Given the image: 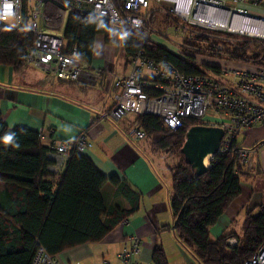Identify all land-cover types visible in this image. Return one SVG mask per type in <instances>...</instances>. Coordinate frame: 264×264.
<instances>
[{
    "label": "trees",
    "instance_id": "trees-1",
    "mask_svg": "<svg viewBox=\"0 0 264 264\" xmlns=\"http://www.w3.org/2000/svg\"><path fill=\"white\" fill-rule=\"evenodd\" d=\"M29 12L28 0H23L21 25L0 23V63L14 68L24 64L26 48L33 39L27 28ZM111 26L88 10L70 7L63 50L69 51L76 44L78 55L91 63L96 36L102 34L106 42L114 40ZM245 38L248 39L234 44L224 42L229 58L252 61L262 56L259 40ZM137 39L136 32L122 29L123 51L139 46ZM147 49L154 58L171 61L188 74L218 68L205 60L198 61L200 53L194 49H185L184 55L164 45H149ZM134 120L150 140L151 152L176 153L179 157L167 164L172 227L177 239L200 264H244L264 237V195L260 203L244 208L239 228L235 226L238 210L229 227L216 238L210 232V227L244 193L239 144L234 142L227 153L213 155L207 170L196 174L180 148L187 128L199 123V119L186 118L175 129L166 127L161 117L151 113L135 115ZM9 136L11 142H7ZM68 143L69 157L63 171L53 172L48 168L52 162L47 156L50 148L40 142V133L21 126L8 128L0 112V264H32L39 246L58 254L76 245L99 241L138 209L139 190L115 174L106 176L86 153L77 149L75 141ZM108 181L115 185L117 194L128 199V208L107 205L102 188ZM229 236L238 237L233 247L226 243ZM152 263L169 264L160 244L153 249Z\"/></svg>",
    "mask_w": 264,
    "mask_h": 264
},
{
    "label": "built area",
    "instance_id": "built-area-1",
    "mask_svg": "<svg viewBox=\"0 0 264 264\" xmlns=\"http://www.w3.org/2000/svg\"><path fill=\"white\" fill-rule=\"evenodd\" d=\"M29 5L27 28L33 39L26 48L25 62L52 78L94 85H102L104 80L102 68L82 59L76 44L64 51L63 34L50 31L61 26L70 7L88 10L121 30L129 29L138 34L139 46L125 51L127 72L116 76L112 82L115 103L101 114L102 117L119 119L129 112L151 113L161 117L171 129L181 126L186 118L199 119V123L223 128L219 154L227 153L234 142L238 145L241 142L238 138L247 128L255 124L263 126L264 0H32ZM22 14L23 0H0V23L19 27ZM237 25H249L253 32L237 29ZM237 35L258 39L262 56L244 64L218 62L217 57L229 58L224 52V42L234 44L243 40ZM161 43L181 55L185 54V49H194L200 53L198 56L208 57L211 61L207 62L218 68L185 73L171 61L159 60L150 54L147 46ZM131 131L135 138L145 136L135 120ZM74 141L80 151L91 145L84 132ZM69 147L68 141L53 144V162L48 165L51 171H57L66 161ZM260 148L263 152L264 139L250 145L239 144V164L243 169L250 167ZM235 174L238 175L239 170ZM237 242V236L226 239L229 247ZM141 244L140 236H128L119 257L124 261L132 260ZM32 264L70 263L39 246ZM244 264H264V237Z\"/></svg>",
    "mask_w": 264,
    "mask_h": 264
},
{
    "label": "crops",
    "instance_id": "crops-1",
    "mask_svg": "<svg viewBox=\"0 0 264 264\" xmlns=\"http://www.w3.org/2000/svg\"><path fill=\"white\" fill-rule=\"evenodd\" d=\"M121 31L112 24V42H106L102 34L95 38L91 64L102 68V85L52 78L42 69L26 62L20 68L0 63L1 119L10 129L21 126L38 131L40 142L50 148L47 156L51 160L54 143L74 141L84 132L91 145L83 152L96 167L106 176L115 174L128 180L141 193L138 209L126 222L116 225L99 241L76 245L58 253L62 259L70 264H153V249L156 244H160L166 251L169 264H200L173 231L169 199L170 173L166 164L155 159L158 154L151 152L147 140L133 136L131 128L135 114L129 112L119 119L101 116L115 103L113 80L128 70L120 43ZM97 37L102 38L103 52L107 49L105 56L97 52ZM161 44L168 46L166 43ZM114 55L120 58L114 59ZM257 125L246 130L250 131ZM256 140L250 143L243 141V144L250 145ZM65 163L53 172H62ZM256 169L258 172L264 171V151L255 153L250 170H244V174L250 175ZM242 183L244 193L218 218V227H210V232L216 230L217 233L220 229L221 233L229 227L238 210L236 217L243 214L245 207L261 202L264 184L256 185L247 180ZM102 194L107 205L120 208L130 206L128 199L117 194L115 185L109 181L104 184ZM130 235L140 236L142 244L132 260L124 261L119 257V252L124 247V240Z\"/></svg>",
    "mask_w": 264,
    "mask_h": 264
},
{
    "label": "rangeland",
    "instance_id": "rangeland-1",
    "mask_svg": "<svg viewBox=\"0 0 264 264\" xmlns=\"http://www.w3.org/2000/svg\"><path fill=\"white\" fill-rule=\"evenodd\" d=\"M31 1L32 0H28V4H31ZM30 6V5H29ZM257 6V5H256ZM249 9H251V10H253V11H260V12H263V10H259L258 8H256V7H248ZM67 18H68V11L66 12V14H65V16H64V19H63V22H62V24H61V26L58 28V29H56V30H50V31H52V32H55V33H57V34H59V35H61V34H63V32H64V29H65V25H66V22H67ZM115 29H116V27H115ZM238 37H240V38H243V39H248V38H245V37H247V36H244V35H237ZM249 39H252V38H250L249 37ZM96 41H97V49H98V54L100 55V56H105V54H104V52L107 50V49H105V51L103 52V42H102V38L101 37H97V39H96ZM254 43H252V46H254L253 45ZM106 47H107V45H106ZM255 48L256 49H258V45L256 44L255 45ZM109 50V49H108ZM107 52H109V51H107ZM116 56L117 55H114V59L116 58ZM120 58V56L119 57H117L116 59H119ZM197 60L198 61H211V59H209L208 57H200V56H198L197 57ZM215 60V59H214ZM218 62H220V61H224V62H235V63H238V64H244L246 61H242V60H239V59H235V58H233V59H230V58H226V57H224V56H220V57H217V59H216ZM144 138L147 140V144L149 145L150 144V140L149 139H147L145 136H144ZM241 140L242 139V143H243V141L246 143H250V142H252V141H254V140H260V139H264V128L260 125V124H258L257 126H255L254 128H252L250 131H248V130H246V132L244 131V132H242V134L240 135V137L238 138V140ZM239 144H241V142L239 141ZM262 150H263V148H260L259 149V152H262ZM158 155L156 156V160L157 161H160L161 163H164V164H166V166H167V164H169V163H172V162H174V161H177L178 160V155L176 154V153H167V152H160V153H157ZM254 158V157H253ZM252 161H253V159H252ZM252 163V162H251ZM250 167H251V165H250ZM250 167H246V168H244V170H246V171H249L250 170ZM167 169H168V167H167ZM251 172V171H250ZM263 178H264V171H261V172H258V169H256V171L254 172H252V173H250V175H245L244 173L242 174V181L243 182H245V180H247V182H250V183H256V185H258V184H264V180H263ZM242 215L243 214H239V216L237 217V222L235 223V226H236V228H239V225H240V223H241V221H242ZM216 226L218 227V224L216 223H214L213 225H212V227L214 228V229H216ZM212 233H211V237H213V238H216L218 235H219V233H220V229H219V231H217V233H216V230H212L211 231ZM215 232V233H214Z\"/></svg>",
    "mask_w": 264,
    "mask_h": 264
},
{
    "label": "water",
    "instance_id": "water-1",
    "mask_svg": "<svg viewBox=\"0 0 264 264\" xmlns=\"http://www.w3.org/2000/svg\"><path fill=\"white\" fill-rule=\"evenodd\" d=\"M223 134V128L216 125L197 123L187 128L180 151L196 174H203L210 166V159L217 154ZM208 154L209 163L206 164L204 159Z\"/></svg>",
    "mask_w": 264,
    "mask_h": 264
},
{
    "label": "bare ground",
    "instance_id": "bare-ground-1",
    "mask_svg": "<svg viewBox=\"0 0 264 264\" xmlns=\"http://www.w3.org/2000/svg\"><path fill=\"white\" fill-rule=\"evenodd\" d=\"M218 20H219V19H218ZM236 28H237V29H242V30H247V31H249V32H253L249 25H247V26H245V27H242V25H237ZM209 157H210V154H208V155L205 157V159H204V161H205L206 164L209 163Z\"/></svg>",
    "mask_w": 264,
    "mask_h": 264
},
{
    "label": "clouds",
    "instance_id": "clouds-1",
    "mask_svg": "<svg viewBox=\"0 0 264 264\" xmlns=\"http://www.w3.org/2000/svg\"><path fill=\"white\" fill-rule=\"evenodd\" d=\"M11 141H12V137L11 136L7 137V142H11Z\"/></svg>",
    "mask_w": 264,
    "mask_h": 264
}]
</instances>
